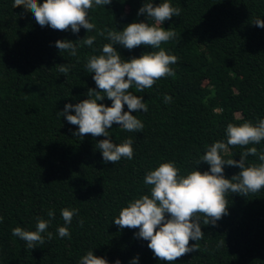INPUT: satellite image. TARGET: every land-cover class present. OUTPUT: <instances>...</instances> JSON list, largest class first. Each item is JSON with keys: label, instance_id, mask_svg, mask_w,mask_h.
I'll list each match as a JSON object with an SVG mask.
<instances>
[{"label": "trees", "instance_id": "trees-1", "mask_svg": "<svg viewBox=\"0 0 264 264\" xmlns=\"http://www.w3.org/2000/svg\"><path fill=\"white\" fill-rule=\"evenodd\" d=\"M145 2L93 4L89 20L95 29L88 33L81 27L74 33L42 27L22 5L0 0V264H79L88 250L111 264L117 259L130 264L135 257L138 264H170L136 236L138 228L121 229L114 219L129 201L151 195V186L144 183L148 171L165 161H175L181 174L208 171L209 164L197 162L206 145L227 142L229 123L264 119V28L253 23L264 19V0H169L181 13L164 21L162 27L176 35L160 47L178 57L170 65L175 76L143 92L129 89L148 106L146 112L132 113L144 123L142 132L118 124L108 129L114 143L132 138L133 158L105 163L96 144L109 137L74 136L78 125L61 112L97 87L95 73L86 69L87 58L101 55L102 46L111 42L99 32L122 31L132 22L154 23L146 13L138 14ZM162 2L152 0L154 6ZM87 35L96 37L93 45L81 46ZM57 40L73 41L77 55L61 52ZM114 47L125 60L159 51L146 45ZM61 64L69 66L67 75L58 71ZM165 94L171 103H164ZM98 103L111 106L112 101L105 96ZM248 147L264 152V140L229 146L221 155L240 160ZM252 163H260L258 156L247 158ZM240 171L224 165L228 179ZM226 198L227 214L215 225L201 222L203 239L190 240L199 250L171 264H264V188L248 196L229 192ZM64 208L79 209L71 224L62 218ZM49 210L55 212L48 228L52 239L42 233L45 243L27 249L12 229L35 231L36 218L49 219ZM60 226L68 227L71 236L59 237Z\"/></svg>", "mask_w": 264, "mask_h": 264}, {"label": "clouds", "instance_id": "clouds-1", "mask_svg": "<svg viewBox=\"0 0 264 264\" xmlns=\"http://www.w3.org/2000/svg\"><path fill=\"white\" fill-rule=\"evenodd\" d=\"M112 0H14L13 7L23 6L26 11L34 14L40 26H50L54 30L67 31L71 29L78 33L85 28L88 33L96 25L89 20V10L96 6H105ZM147 14L154 21L132 22L122 31L102 30L99 35L110 40L102 46L101 55H92L87 58L86 69L95 73L93 79L95 89H89L87 99L73 105L66 104L61 112L70 124L78 125L74 136L83 137L91 134L93 137H109L99 140L96 147L102 151L105 163H117L122 157L132 159L134 155L133 140L126 138L117 144L110 138L108 129L118 124L128 132H142L144 123L133 115V111H147L148 106L142 96L134 95L129 91L133 86L136 92H143L152 88L154 83L166 76H175V70L170 67L177 63L176 55L168 54L161 44L175 38L176 33L165 30L162 25L165 20L173 16H180L181 9L173 7L169 0L159 5L146 0L138 14ZM253 23L264 28V19L256 18ZM96 37L86 36L81 39V46L93 45ZM120 44L131 50L140 45L151 46L159 51L146 52L140 57L130 60L122 59L114 47ZM61 52L67 50L71 56L77 55V45L69 40H57L55 45ZM58 71L67 75L70 68L67 64L58 65ZM98 89V90H97ZM105 96L112 101L107 106L98 101ZM172 102V97L164 95V103ZM128 111H124V105ZM74 109L75 114L70 110ZM227 142L217 140L206 145V152L197 162H206L210 165L208 171L198 168L181 174L175 161H165L154 170L146 173L145 185L151 186V195H142L128 202L123 207L114 223L121 229H139L137 237L149 241L148 247L154 255L162 261L174 262L186 253L199 250L198 243L190 245V240L200 241L204 233V225H215L228 212L227 193H237L248 196L264 188V152H258L256 147H248L241 153V159H225L221 155L227 152L229 146L244 147L250 144H259L264 140V119L256 123L245 120L241 124L229 123L226 128ZM258 156L260 163L247 164V158ZM224 165L239 166L241 171L228 179L224 176ZM79 209L64 208L61 215L66 224H71ZM49 219L37 217L36 230H26L22 227L12 229V234L26 242L27 249H33L51 240L53 233L48 231L51 220L55 218L54 210L48 211ZM3 217H0V222ZM81 226L83 220L79 221ZM59 237H70L71 233L66 226L57 228ZM138 257L130 264H138ZM79 264H111L106 258L97 256L93 250H88ZM114 264H121L117 259Z\"/></svg>", "mask_w": 264, "mask_h": 264}]
</instances>
